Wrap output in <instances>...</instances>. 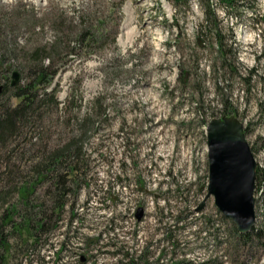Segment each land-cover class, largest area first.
I'll use <instances>...</instances> for the list:
<instances>
[{
	"label": "rangeland",
	"instance_id": "374dc122",
	"mask_svg": "<svg viewBox=\"0 0 264 264\" xmlns=\"http://www.w3.org/2000/svg\"><path fill=\"white\" fill-rule=\"evenodd\" d=\"M0 17L20 59V49L78 30L85 17L101 33L91 52L57 57L65 63L50 88L59 103L46 99L0 147L7 264H264L263 244L239 240L213 195L196 210L208 190L210 120L241 123L264 168V0H0ZM16 68L0 70V83ZM11 94L0 105L17 101ZM77 146L80 185L53 213L49 177L70 161L52 167L49 155ZM25 183L34 185L31 207L20 196ZM255 195L264 226V181ZM40 209L49 225L36 243L3 225L6 214L21 221Z\"/></svg>",
	"mask_w": 264,
	"mask_h": 264
},
{
	"label": "trees",
	"instance_id": "16d2710c",
	"mask_svg": "<svg viewBox=\"0 0 264 264\" xmlns=\"http://www.w3.org/2000/svg\"><path fill=\"white\" fill-rule=\"evenodd\" d=\"M228 3L232 6L234 4L235 6L236 0H228ZM205 10L207 21H214L217 25L215 31L219 41V51L224 58L227 53L224 49L221 29L218 26L217 12L209 1H207ZM3 23L0 17V70L9 72L13 66H16L21 71V74L26 76V81L23 84L20 83V81L15 85H11V82H6L5 88L1 93L3 94L7 90H11L12 98L17 99L15 102L6 100L0 105V147H7L8 138H12V136L18 133L21 125H25L27 122L31 121L33 117L41 113V108L44 106L46 99L50 98L55 104L59 103L56 90L50 88L55 76L65 63L63 62L58 65L56 61L57 57H60L64 52L67 54L75 52L77 46H80L87 52H91L89 50L100 41L101 33L93 31L90 20L85 17L84 22L78 30L63 29L61 33H57L55 38L46 45H39L30 49H20L19 51L23 53L20 59L16 50V44L14 41L10 40L8 33L1 27ZM13 57H16L17 60L15 62L9 61V59ZM229 102L228 99L225 100V104ZM80 153V148L77 146L75 150L65 149L61 151V153L53 152L49 155L48 164H52V167L56 165L60 167V164L63 162L68 163V161H70V164H68V171H58L49 177L50 180L53 181L54 186H52L53 189L49 191L54 202L52 205L53 213H58L60 208L64 206L67 194H70L74 190V193H76L78 190L76 188L80 185L81 180L78 171L79 165H77V163L74 164V161L71 162V160L77 159L79 161L82 156ZM70 173L72 176L68 178L67 176H69ZM38 174L40 179L49 176L48 173L46 174L40 169H38L37 175ZM257 181L258 183L264 181V168L262 167H259L257 170ZM68 183L73 184L75 189ZM33 191L34 185L28 183H25L20 189V196L24 199L23 202L26 204V207H31L29 194ZM33 207L35 208V205ZM11 211L12 209H10V212ZM48 215L45 209H40L35 216L27 211L23 214V219L21 221H14L12 215L6 214L3 217V225L10 224L12 227L11 232L21 235L25 233L36 243L40 239L42 233L47 230V225H49L47 221L49 218ZM236 233L239 240L242 242L248 243L256 240L257 242H261L264 247V226H257L255 224L252 229L247 232H240L238 230ZM4 234L3 230H0V264H7L8 257L6 253V250L8 251L9 248L7 245L8 237Z\"/></svg>",
	"mask_w": 264,
	"mask_h": 264
},
{
	"label": "water",
	"instance_id": "95a60500",
	"mask_svg": "<svg viewBox=\"0 0 264 264\" xmlns=\"http://www.w3.org/2000/svg\"><path fill=\"white\" fill-rule=\"evenodd\" d=\"M20 76L18 69L13 70L11 84H16ZM3 89L4 84L0 83V93ZM231 123L229 117H224L214 118L207 125L208 190L196 210L203 209L207 198L214 195L218 208L233 219L240 232H247L256 220L254 192L258 163L243 125ZM142 215L140 209L137 216Z\"/></svg>",
	"mask_w": 264,
	"mask_h": 264
}]
</instances>
